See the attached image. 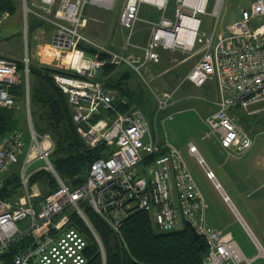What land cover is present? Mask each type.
Segmentation results:
<instances>
[{"label": "built area", "instance_id": "2783aa9c", "mask_svg": "<svg viewBox=\"0 0 264 264\" xmlns=\"http://www.w3.org/2000/svg\"><path fill=\"white\" fill-rule=\"evenodd\" d=\"M176 2V23L162 18L152 28V41L144 47L130 45L140 50V56L136 57L124 52L127 46L114 51L83 35L82 29L87 25L83 14L85 7L112 10L120 6L119 24L131 30L138 20L140 4L164 11L168 0H39V4L29 7L23 0L25 39L28 13L52 27L47 49L56 64L53 81L66 95L77 133L85 146L94 149L103 145L104 156L90 164L80 186L71 189L66 185L50 161L55 147L52 138L48 134H38L33 128L27 54L20 62L22 71L16 60L0 55V109L16 107L10 88L19 84L21 76L26 86L23 101L26 129H15L0 141V187L2 177L18 163L22 192L16 201L0 199V264H3L2 255L8 246L26 236L32 237V247L16 255L14 264H86L87 239L72 224L69 215L70 212L79 215L99 244L84 215V205L120 239L122 221L136 211H143L151 215L155 229L162 233L189 224L205 240L207 255L203 264H241L245 260L230 233L207 226L206 201L177 149L159 141L156 129L154 135L150 133L149 120L140 109L130 106L126 112L116 111L112 94L98 79L99 70L105 64L99 54H105L109 64L127 65L141 74L143 66L158 63L157 47H183L181 44L169 46L164 35L157 37V33L177 30L183 16L194 18L197 30L188 49L196 45L201 48L198 60L184 81L196 87L208 82L216 84L218 99L207 100L216 110L204 119L209 130L205 137L216 136L228 157L241 158L251 148L253 139L239 126L237 114L264 112V0H253L248 8L242 9L240 19L230 24L225 32L213 28L208 35L198 33L201 21L196 17L205 13L208 0L197 8L187 0ZM221 3L222 0L214 1L213 14H219ZM184 9H190L191 14H184ZM7 17L6 12H1L0 24ZM174 93V90L159 96L154 93L157 102L154 120L160 111L172 104ZM254 105L261 107L250 110ZM163 149L162 155L150 159ZM188 151L190 154L196 152L193 145ZM37 162L42 164L34 167ZM41 170L52 175L57 188L38 200L41 194L29 180ZM205 176L215 180L210 170H206ZM27 218L30 226L19 228L17 223Z\"/></svg>", "mask_w": 264, "mask_h": 264}, {"label": "rangeland", "instance_id": "374dc122", "mask_svg": "<svg viewBox=\"0 0 264 264\" xmlns=\"http://www.w3.org/2000/svg\"><path fill=\"white\" fill-rule=\"evenodd\" d=\"M12 1L16 7V12L11 16L6 12L8 17L0 24V54L19 62L27 54L29 61L28 68L31 66L48 67L55 71L54 66L56 64L52 60V55L49 49H47L48 47H43L44 41L48 39V29L44 27L46 24L28 13L26 17L27 32L25 39L23 0ZM214 1L208 0L205 13L196 16L201 21L198 29L199 34L208 35L213 28L217 32H225L230 24L240 19L242 9L248 8L253 0H222L219 14L212 13ZM26 2L28 7L31 4H39V0H26ZM176 7V0H168L164 11L158 10L152 5L142 3L139 6L138 20L130 30L119 24L120 6L112 10H105L88 5L85 7L83 13L88 22L87 30L90 31L88 33L90 38H88L114 51H121L123 46H127V50L124 52L134 54L138 57L140 56V50H134L130 45L142 47L152 41V28L162 18H166L172 24H175ZM183 13L190 15L191 10L184 9ZM141 42L143 43L140 44ZM200 48V45H196L191 50L184 46L172 49H163L159 46L156 48V52L159 54L158 63L143 66L140 70L141 74L135 71L137 77H139L146 89L152 94L156 105L157 102L154 98V93L159 96L163 92L174 90L180 81L178 79L180 74L185 71H190L198 60V51ZM89 51L92 50L89 49ZM147 66L148 69H146ZM165 70H170L171 73L164 75L167 72ZM31 83L32 79L30 77L28 82L29 86ZM107 90L115 99L116 93L112 90ZM177 92L179 93V91ZM204 105L207 104H204L199 96H194L184 106L179 105L164 109L159 112L155 120L154 116L149 117V131L154 135L156 129L157 136L161 142L165 140L166 143L177 149L200 189L207 206L209 205L210 213L214 212L218 217L222 218V221L225 220L228 223L229 226L226 230H232L234 224L232 223V218L228 216L229 214L225 207L226 203L223 202L222 196L218 193L217 188L214 187V181L208 180L205 176L206 170H210L214 173L215 180L220 182L218 165L223 160L222 153L224 150L220 148L216 136H211L210 138L205 137L209 130L204 123L206 116V110L203 108ZM17 107L21 109L19 111L22 114L19 123L20 127L25 130L26 120L23 103L21 101L18 102ZM259 107L261 105H254L249 109ZM33 112L35 121L41 122L37 108H33ZM168 116L171 118H168ZM237 120L239 126L253 139L252 150L254 151V159L264 163V112H258L251 116L239 112L237 114ZM190 145H193L196 150L194 154H190L188 151ZM26 147L27 140L25 149ZM228 158L235 159L234 157ZM41 164V162H37L34 167L40 166ZM17 225L21 229H26L30 226V219L27 218L20 221ZM234 240L248 255L255 253V251H260L251 239L250 241H252L255 250L251 246H248V240L243 235L238 237L234 232ZM259 240L264 247V241L260 238ZM241 264H264V257L258 256L250 262L243 260Z\"/></svg>", "mask_w": 264, "mask_h": 264}, {"label": "trees", "instance_id": "16d2710c", "mask_svg": "<svg viewBox=\"0 0 264 264\" xmlns=\"http://www.w3.org/2000/svg\"><path fill=\"white\" fill-rule=\"evenodd\" d=\"M1 12L13 15L16 12L13 1L0 0ZM99 59L104 60L105 64L99 70L98 79L106 89L116 93L113 102L116 111L126 112L130 106H134L140 109L148 120L153 117L156 110L153 96L135 71L127 65L109 64L105 54H99ZM17 65L22 71V64L17 61ZM54 73L55 71L48 67H29L28 82L30 77L32 79L31 85L28 84L30 115L34 130L38 134L50 135L54 142L50 161L58 176L71 189H75L84 181L90 164L104 156V146L99 145L94 149L85 146L77 133V125L73 121L66 95L53 81ZM25 92L26 86L21 76L19 84L10 88L16 105L20 101L23 103ZM18 108L0 109V141L13 130L22 129L19 124L22 114ZM33 108L39 111L41 122L35 121ZM100 116L102 114L94 119ZM163 153L164 149L150 159ZM18 169V163L14 164L4 178L0 187V199L13 201L21 193ZM29 184H39L41 187V198L38 200L53 193L57 188L55 179L45 170L34 173ZM83 207L84 215L100 244L99 247L81 217L75 212H70L72 224L88 242L85 249L86 264H203L207 255L205 240L187 223L177 230L162 233L155 229L149 213L136 211L122 221L120 239L88 206ZM32 241L31 236H26L12 242L2 255L3 264H14L13 258L30 249Z\"/></svg>", "mask_w": 264, "mask_h": 264}, {"label": "crops", "instance_id": "0c3cea01", "mask_svg": "<svg viewBox=\"0 0 264 264\" xmlns=\"http://www.w3.org/2000/svg\"><path fill=\"white\" fill-rule=\"evenodd\" d=\"M44 27H46L45 29H48V39L47 41H44L43 47H47L49 46L51 40L52 27L48 24ZM87 29L88 22L87 27L82 29V33L90 38V35L88 34L90 31ZM146 69H148V66ZM188 72L189 71H185L183 72L184 74L182 73L178 77L180 81L174 89L175 93L172 97V104L168 108H173L179 105L184 106L185 104H188V100L193 99L194 96H199L204 104H207L203 107L206 110L205 117H207L216 110V107L207 101H215L218 99L216 84L214 82H208L201 87H196L191 83L184 81ZM169 73H171L170 70L165 72L164 75ZM177 91H179V93ZM163 142H165V140ZM252 149L253 145L242 158L235 159L228 158V155L224 151L225 153H222L223 160L218 165L220 182L214 180V183L219 185L217 190L222 196L223 202L226 203L225 207L229 214L228 216L233 220L232 223L234 224V227H232V230H226L229 226L228 223H226L225 220L222 221V218L218 217L214 212L210 213L209 205L205 211V222L207 226L216 231L230 233L233 239L234 232L238 237L243 235L245 236V239L247 238L248 240V246H251L255 250L254 245L252 244L253 241V243L258 247L260 251H255V253L248 255L238 245L246 262H250L258 256L264 257V247L259 240L260 238L264 241V163L254 159V151ZM7 175L8 173L2 177V183ZM35 189L41 194V187L39 184H35ZM21 196L22 192L13 201L18 200ZM224 198L226 200H224ZM250 239L252 241H250ZM247 249L249 250V248Z\"/></svg>", "mask_w": 264, "mask_h": 264}, {"label": "bare ground", "instance_id": "6f19581e", "mask_svg": "<svg viewBox=\"0 0 264 264\" xmlns=\"http://www.w3.org/2000/svg\"><path fill=\"white\" fill-rule=\"evenodd\" d=\"M158 1V0H155ZM160 1V0H159ZM204 0H187L189 4L195 5L197 8L202 4ZM197 30L196 21L192 17L183 16L180 23L177 26V30L173 32L164 33L163 31H159L157 33V37L164 35L165 41L169 46H173L174 44H181L185 48H188L192 42V38Z\"/></svg>", "mask_w": 264, "mask_h": 264}]
</instances>
